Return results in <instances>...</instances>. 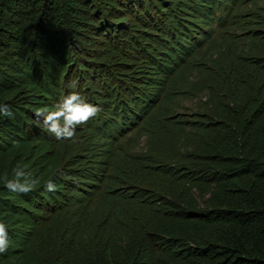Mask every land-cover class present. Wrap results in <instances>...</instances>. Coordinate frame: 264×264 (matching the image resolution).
Here are the masks:
<instances>
[{"label":"trees","instance_id":"16d2710c","mask_svg":"<svg viewBox=\"0 0 264 264\" xmlns=\"http://www.w3.org/2000/svg\"><path fill=\"white\" fill-rule=\"evenodd\" d=\"M210 3L0 0V106L13 113L0 116V223L9 235L0 264H264V55L235 59L230 99L218 100L211 119L200 120L202 137L179 166L147 162L179 183L171 197L134 182L107 183L81 160L64 164L65 149L57 169V139L35 115L55 111L75 91L100 108L87 122L94 130L99 123L112 133L133 127L160 93L137 95L131 81L147 75L124 83L97 59L117 50L122 64L134 58L149 73L173 74L195 45L188 40L197 31L192 26L213 14ZM129 15L133 21L125 22ZM18 165L21 179L35 181L27 194L6 187ZM50 180L53 192L45 190ZM102 191L105 210L97 221L74 226L62 216L65 224L53 229L71 199L84 207Z\"/></svg>","mask_w":264,"mask_h":264},{"label":"rangeland","instance_id":"374dc122","mask_svg":"<svg viewBox=\"0 0 264 264\" xmlns=\"http://www.w3.org/2000/svg\"><path fill=\"white\" fill-rule=\"evenodd\" d=\"M199 1L187 0L196 8ZM209 1H212L210 6H214L213 14L211 17L204 14L207 21H197L192 26L197 31H192L193 37L188 40L194 42V49L185 61L174 67L173 74L149 73L145 71L146 62L134 58L122 64L117 50L105 51L103 57L97 59L110 68L108 72H119L116 75L124 83L131 76L147 75L132 79L136 94L140 95L139 91L154 92L149 94L152 98L159 92V97L156 96L150 113L147 114V110L138 113V121L133 127L120 130L123 134L112 133L102 123L94 130L90 126L94 120L90 119V125L77 126L73 139L56 140V148L62 155V159L55 163L57 169L63 165L65 149L68 156L64 164L81 160L83 165L92 166V170L100 174V180L105 177L107 183L127 187L134 182L169 197L175 194L174 187L179 183H170L164 173H157L147 162L170 168L179 166L182 153L192 150L202 137L200 127L203 122L200 120L211 119L218 100L230 99L228 82H234L230 69L235 59L244 55H264V38L261 37L264 35V0H231L227 4L225 0ZM185 14L189 16L190 13L186 11ZM126 17L125 22L133 21L130 15ZM102 48L106 50L108 45H102ZM129 54H134V50L131 49ZM134 69L138 73L132 71ZM113 93L112 88L107 98L114 97ZM122 94L120 90L118 95L122 97ZM105 132H110V137H103ZM107 139L110 141L107 142ZM103 192L87 199L84 207L71 199L60 215H56L53 229L62 227L64 218L72 220L74 226L76 223L83 224V221H97L105 210V201L101 199ZM80 193L85 191L79 189L77 194ZM53 219L55 217L51 216Z\"/></svg>","mask_w":264,"mask_h":264},{"label":"clouds","instance_id":"9594fccd","mask_svg":"<svg viewBox=\"0 0 264 264\" xmlns=\"http://www.w3.org/2000/svg\"><path fill=\"white\" fill-rule=\"evenodd\" d=\"M227 1L231 0H225L226 4L228 3ZM69 86L74 87L75 85L70 84ZM88 102L78 92L73 91L61 97L60 102L56 105L55 111L36 109L35 115L38 118H42L44 130L57 140H71L75 137L77 126L86 124L100 112L99 107ZM12 115L13 113L7 106H0V116L11 117ZM13 173L16 178L6 181V187L10 191H19L25 194L33 191L35 181L21 179L24 173L20 170L19 165L13 169ZM55 188L56 185L51 180L45 185V190L48 192L55 191ZM8 248V231L6 226L0 223V254L6 253Z\"/></svg>","mask_w":264,"mask_h":264}]
</instances>
